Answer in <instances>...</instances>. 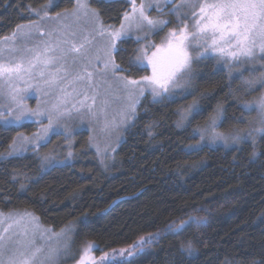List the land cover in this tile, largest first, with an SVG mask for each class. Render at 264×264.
Segmentation results:
<instances>
[{
	"label": "trees",
	"instance_id": "16d2710c",
	"mask_svg": "<svg viewBox=\"0 0 264 264\" xmlns=\"http://www.w3.org/2000/svg\"><path fill=\"white\" fill-rule=\"evenodd\" d=\"M56 2L59 6L51 14L74 5L73 0ZM45 4L47 0H0V39L30 22L31 10ZM91 7L105 25L115 28L129 10L122 0L103 6L92 0ZM162 36H153L154 42ZM136 47L129 39L117 63L126 67ZM196 71L195 97L166 104L142 101L112 159L105 158L104 164L91 149L88 133L79 131L69 162L42 170L41 157L51 154L59 161L67 156L64 139L52 137L39 157L32 151L13 157L8 153L18 133L29 135L36 128L0 127V212L30 213L54 232L73 225V249L80 252L84 244L94 243L97 264L105 252L126 248L191 213L206 216V226L180 238H161L138 257L139 264H264V138L255 149L250 142L231 149L193 147L200 143L194 129L208 125L218 108L224 109L218 130L241 132L251 118L241 108L255 95L241 94L225 71L208 61ZM194 98L202 115L191 126L177 127L178 110ZM21 184L26 186L23 192ZM189 240L198 250L194 257L180 252V244Z\"/></svg>",
	"mask_w": 264,
	"mask_h": 264
},
{
	"label": "snow or ice",
	"instance_id": "6c2138e0",
	"mask_svg": "<svg viewBox=\"0 0 264 264\" xmlns=\"http://www.w3.org/2000/svg\"><path fill=\"white\" fill-rule=\"evenodd\" d=\"M95 2L103 6L112 0ZM91 3L75 0L71 10L53 16L51 12L59 5L56 0H47V4L31 10L34 18L28 25H18L11 36L2 38L0 84L8 86V103L0 111V127L18 129L26 122L38 126L31 137L18 133L9 156L20 157L32 151L39 157L40 149L47 147L54 136L70 141L71 132L64 121L74 111L95 117L118 102L111 120L105 119L106 128L118 127L135 118L137 106L146 95L153 104L195 97L196 68L204 61L215 60L230 73H238L247 94L264 92V0H128L131 11L123 14L119 28L105 25ZM153 12L158 14L156 18ZM164 15L174 19L160 18ZM161 33L160 42L155 43L152 37H160ZM132 35L137 47L127 66L122 67L117 59L123 57V46ZM149 69L150 74L139 79L131 76L132 72L146 73ZM29 89L52 96L53 102L29 108L23 103V93ZM0 96H4L3 91ZM241 111L246 115L255 112L259 127L225 135L218 131L224 113L218 108L210 126L203 131L194 129V134L204 141L207 132L211 144L220 141L229 147L250 142L255 149L257 140L264 138V94L253 103H244ZM177 114V127L191 126L202 115L200 101L194 98ZM96 147L99 154L100 148ZM193 147L200 149L202 145ZM252 155L256 157L255 150ZM100 162L104 164V159ZM58 163L54 158L41 157L42 170ZM25 188L21 184L22 192ZM8 219L0 214V264H58L62 255L72 254L67 243L56 248L47 244L59 234L46 236L50 230L41 232L37 225H22L24 217L11 219L4 226ZM29 220L36 218L30 216ZM206 221V216L189 213L186 220H174L126 248L113 249L111 255L105 252L99 264H139L138 257L161 238H180L190 231H200ZM14 225H22L21 230L10 232ZM63 234L66 239L67 233ZM179 247L188 257L198 251L191 240ZM96 250L94 243H86L76 264H97L92 255Z\"/></svg>",
	"mask_w": 264,
	"mask_h": 264
},
{
	"label": "rangeland",
	"instance_id": "374dc122",
	"mask_svg": "<svg viewBox=\"0 0 264 264\" xmlns=\"http://www.w3.org/2000/svg\"><path fill=\"white\" fill-rule=\"evenodd\" d=\"M73 1L75 2V0H73ZM112 1H118V0H112ZM122 1H126L128 3V0H122ZM129 11H131L130 5H129L128 12ZM52 15L54 16L55 14H52ZM157 15L158 14L156 12L152 13V16L154 18H156ZM160 18L174 19L173 17H169L167 15L161 16ZM28 24H29V22L24 23L22 25H28ZM16 28L13 31H15ZM117 28H119V26ZM13 31L8 36H11ZM130 39L135 41V35H132L130 37ZM152 39H153V37H152ZM2 42L3 41L1 38L0 43H2ZM159 42H160V40L158 42H155V43H159ZM205 62L206 61H204L202 63H205ZM208 62L217 66L218 69L225 71V73L231 79L232 83L236 84V88L239 89V92L241 94H244V96H248V95H252V94L255 95V99H253L249 103L255 102L256 100L259 99V97L262 94H264V92H262V91H255V92H257V95L255 94V92H252L251 94H247V90L244 88L243 78H237L238 73H230L229 69L227 67H225L222 63H219V64L216 63L215 60H208ZM202 63H200V64H202ZM147 74H150V69L147 72ZM196 76H197V71H196ZM246 77H247V73L245 72L244 78H246ZM0 91H3V93H4V96H0V111H3L5 109L6 104L8 103L7 98H6L8 86L0 84ZM23 95H24L23 103L26 104L29 108H33V109L37 108L38 106L39 107H46L53 102L52 96H46L42 92H37L34 89H29L28 92L23 93ZM146 99L148 101L152 102L151 97L146 95L145 98L141 99L140 104L142 101H144ZM140 104L137 106V112H138ZM117 106H118V102H113L105 113H99L98 112L95 117H92V116L87 115V114L81 115L80 113H77L74 111L72 113L71 117L65 119L64 123L66 124L67 128L71 132V140L70 141L66 140L63 136H61L62 139H64V141H65L64 148H66V150H67V152L65 154L67 156L65 158L60 159L59 158L60 156L58 155L57 157L60 159L59 161L61 162L58 164H64V163L69 162L70 156L68 155V153L70 151V148L73 146V136H74V134H76L79 131H85L88 133L90 147H91V149H93L96 152V154L98 155V157H100V159H102V158L103 159L107 158L108 160L112 159L116 149L118 148V146L120 145V143L122 142V140L124 138L125 131L132 125V123L134 122V120L136 118V116H135L134 119L129 120V121L125 122L124 124H120L118 127L109 126L106 128L105 127V119L107 118L108 120H111L112 116L114 115V109H116ZM136 115H137V113H136ZM250 115H251V118L249 119V121H247L245 128H243V130L239 133H243L244 131L250 130L253 127H259V120H258L257 114L255 112H252ZM117 120H119V117H117ZM179 120H180V116H179ZM211 122H212V119L209 121L208 125H206L204 128L201 129V131L207 129L210 126ZM27 124H31V125L35 126L36 129L34 132H36L38 130V126L36 124L26 122L24 125H27ZM33 133H31L29 135H25V134H23V135L31 137ZM230 134H235V133H226L225 135H230ZM204 135H205L206 139L204 141L199 140V142H200L199 144L202 146H207L209 148H212L214 146H219V147H222L225 149H231V148L237 146V145H232V146L226 147L220 141H217L215 144H211L208 142V133L205 132ZM197 137L199 138L198 134H197ZM15 139H18V136ZM12 146H13V144L11 145L9 152L12 150ZM96 146H99V148H100L99 154L97 153V147ZM105 149H107V151H105ZM113 149H114V151H113ZM29 152H31V151H28L25 154H27ZM50 155H48V157H50ZM57 161H58V159H57ZM0 214H2V217H4V218H10V219L6 220V223L4 226H6L7 223H10L11 219H18L20 217H24V220L22 221V225H24V224H29L30 226L31 225H37L41 232H43L45 230H50V229L43 227L39 223L38 219L30 213L14 211V212H10V213L0 212ZM30 216L35 217L36 220L30 221L29 220ZM22 225L21 226L14 225L13 229H10V232L11 231H20ZM0 228H2V226H0ZM62 230H63V232H62ZM53 232L54 231L50 230L49 232L46 233V236L50 235ZM64 232L67 233L66 239H65L64 234H63ZM54 233H57L59 235L52 236V239L50 241H47V244L49 246L56 248V247H62L65 243H67L71 246V249H72V254L68 255V256L62 255L58 261V264H76V261L79 259V253L80 252H79V249H77V248L73 249V247H72L73 225L69 224L66 227H64L63 229H61L59 231H55ZM83 246L80 248V251L82 250ZM92 255L94 256V252L92 253ZM109 255H111V253H109ZM40 259L41 260L44 259V253H42L40 255ZM119 259L120 258L118 257L117 260H119Z\"/></svg>",
	"mask_w": 264,
	"mask_h": 264
}]
</instances>
